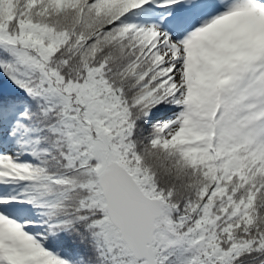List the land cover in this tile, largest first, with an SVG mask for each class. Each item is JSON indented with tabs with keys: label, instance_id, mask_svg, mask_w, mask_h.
<instances>
[{
	"label": "snow or ice",
	"instance_id": "snow-or-ice-1",
	"mask_svg": "<svg viewBox=\"0 0 264 264\" xmlns=\"http://www.w3.org/2000/svg\"><path fill=\"white\" fill-rule=\"evenodd\" d=\"M0 264H264V0H0Z\"/></svg>",
	"mask_w": 264,
	"mask_h": 264
}]
</instances>
